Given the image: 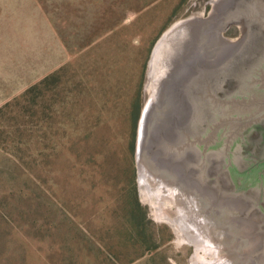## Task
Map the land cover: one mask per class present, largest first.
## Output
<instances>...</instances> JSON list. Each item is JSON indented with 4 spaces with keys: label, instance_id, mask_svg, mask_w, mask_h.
<instances>
[{
    "label": "rangeland",
    "instance_id": "1",
    "mask_svg": "<svg viewBox=\"0 0 264 264\" xmlns=\"http://www.w3.org/2000/svg\"><path fill=\"white\" fill-rule=\"evenodd\" d=\"M214 5L0 0V264H196L142 195L137 144L156 46ZM56 70L59 85L22 96Z\"/></svg>",
    "mask_w": 264,
    "mask_h": 264
},
{
    "label": "water",
    "instance_id": "2",
    "mask_svg": "<svg viewBox=\"0 0 264 264\" xmlns=\"http://www.w3.org/2000/svg\"><path fill=\"white\" fill-rule=\"evenodd\" d=\"M241 36H223L230 25ZM137 144L141 191L196 264H264V0H215L159 41ZM217 161V164H215Z\"/></svg>",
    "mask_w": 264,
    "mask_h": 264
},
{
    "label": "trees",
    "instance_id": "3",
    "mask_svg": "<svg viewBox=\"0 0 264 264\" xmlns=\"http://www.w3.org/2000/svg\"><path fill=\"white\" fill-rule=\"evenodd\" d=\"M52 78H56V82H57V85H59L62 80H63V77H62V74H61V70H56L53 74H51L50 76H47L46 78H44L43 80L39 81L38 83L34 84L33 86H31L30 88H28L25 93L22 95L24 98L27 97L30 93H35V91H37V89H41V87L49 82ZM45 89V88H44ZM42 91V90H41ZM8 104H6L5 106H8ZM4 106V107H5ZM134 106H135V119H134V127H133V136H132V140L130 142V146H132L131 148L134 149V144H135V136H136V127H137V124H138V111H139V108L140 106L138 107V105H136V102L134 103ZM3 107V108H4ZM3 108H1L0 110H3ZM44 140L47 139L46 136L43 137ZM71 144L72 142L69 144V146L67 147V151L70 155H74L75 154V149L74 147H71ZM138 203V202H137ZM138 206V205H137ZM138 209L139 211H141V206L139 207L138 206ZM143 216H144V211H143ZM143 218H146L145 216Z\"/></svg>",
    "mask_w": 264,
    "mask_h": 264
},
{
    "label": "flooded vegetation",
    "instance_id": "4",
    "mask_svg": "<svg viewBox=\"0 0 264 264\" xmlns=\"http://www.w3.org/2000/svg\"><path fill=\"white\" fill-rule=\"evenodd\" d=\"M245 133L247 134L248 139L246 150L248 149L249 151H254L257 149V152L260 151L263 143L264 131L261 128H252ZM215 164H217V161Z\"/></svg>",
    "mask_w": 264,
    "mask_h": 264
},
{
    "label": "bare ground",
    "instance_id": "5",
    "mask_svg": "<svg viewBox=\"0 0 264 264\" xmlns=\"http://www.w3.org/2000/svg\"><path fill=\"white\" fill-rule=\"evenodd\" d=\"M194 18V17H193ZM157 47V46H156ZM156 49V48H155ZM154 207V206H153ZM155 208V207H154ZM155 210H156V208H155ZM157 211V210H156Z\"/></svg>",
    "mask_w": 264,
    "mask_h": 264
}]
</instances>
